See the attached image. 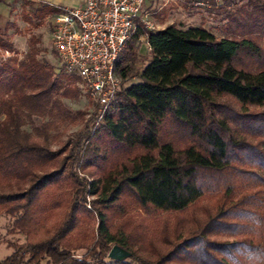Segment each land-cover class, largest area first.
I'll use <instances>...</instances> for the list:
<instances>
[{
    "label": "trees",
    "instance_id": "obj_1",
    "mask_svg": "<svg viewBox=\"0 0 264 264\" xmlns=\"http://www.w3.org/2000/svg\"><path fill=\"white\" fill-rule=\"evenodd\" d=\"M221 1L218 37L138 26L114 64L138 80L90 125L62 101L78 78L38 59L33 34L19 55L0 25V215L24 237L0 264H264V2ZM38 3L27 23L62 9Z\"/></svg>",
    "mask_w": 264,
    "mask_h": 264
},
{
    "label": "built area",
    "instance_id": "obj_2",
    "mask_svg": "<svg viewBox=\"0 0 264 264\" xmlns=\"http://www.w3.org/2000/svg\"><path fill=\"white\" fill-rule=\"evenodd\" d=\"M145 0H81L62 7L51 19L50 43L58 69L75 75L99 107L96 120L118 90L115 61L125 41L141 26L154 29L144 12Z\"/></svg>",
    "mask_w": 264,
    "mask_h": 264
},
{
    "label": "rangeland",
    "instance_id": "obj_3",
    "mask_svg": "<svg viewBox=\"0 0 264 264\" xmlns=\"http://www.w3.org/2000/svg\"><path fill=\"white\" fill-rule=\"evenodd\" d=\"M238 2V0H233ZM245 1V0H239ZM257 2H264V0H256ZM221 0H146L144 4V12L147 14L149 21L152 23L154 29L162 28L167 24H173L179 28L187 26H203L208 29L215 36L222 34V25L225 23L226 11L232 10L234 5L227 3L221 4ZM8 13L7 15H0V25L2 26L5 21L13 23L14 27H9L6 33L13 45L15 51L21 55L27 47V37L33 34L39 38L38 47L40 51L37 54L38 59L49 62L54 71L57 72L59 61L51 47L50 31L51 19L53 14H45L42 18L36 19L28 16L30 21L27 23L24 15L32 12L39 6L37 0H9L7 2ZM229 5V6H228ZM136 57L132 63V68L139 71L146 60L149 58V50L145 43L144 37L141 35L135 42ZM19 57V56H18ZM138 79L135 76H129L126 79L118 77V89ZM78 89V95L75 99H63L65 106L71 110H80L83 112V121L88 120V125L93 123L98 105L92 101L85 93L79 80L74 83ZM81 124H74L67 128L66 134L72 135L78 131ZM28 129L27 127H25ZM66 135H61L60 141L65 139ZM51 147H56L57 142L51 141ZM90 196L85 197V206L89 208ZM12 217L9 215H0V260L8 255L11 250L12 244L21 243L24 240L23 235L19 232L10 231ZM139 216L135 220H139ZM81 251H75L79 255ZM38 264H50L46 259L40 260Z\"/></svg>",
    "mask_w": 264,
    "mask_h": 264
},
{
    "label": "crops",
    "instance_id": "obj_4",
    "mask_svg": "<svg viewBox=\"0 0 264 264\" xmlns=\"http://www.w3.org/2000/svg\"><path fill=\"white\" fill-rule=\"evenodd\" d=\"M8 1L9 0H0V15L1 16L7 15L8 13V7L6 5ZM37 1H43L48 4L59 5L62 7L76 6L81 3V0H37ZM145 3H146V0H145Z\"/></svg>",
    "mask_w": 264,
    "mask_h": 264
},
{
    "label": "water",
    "instance_id": "obj_5",
    "mask_svg": "<svg viewBox=\"0 0 264 264\" xmlns=\"http://www.w3.org/2000/svg\"><path fill=\"white\" fill-rule=\"evenodd\" d=\"M127 255L128 253L117 245H112L107 252V257L111 259H123Z\"/></svg>",
    "mask_w": 264,
    "mask_h": 264
}]
</instances>
